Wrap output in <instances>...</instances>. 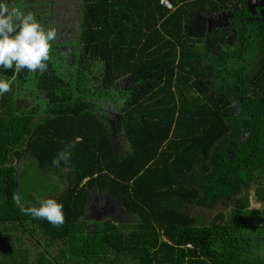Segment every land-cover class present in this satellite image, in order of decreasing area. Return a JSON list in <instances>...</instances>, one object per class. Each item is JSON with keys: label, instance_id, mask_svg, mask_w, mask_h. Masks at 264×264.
Masks as SVG:
<instances>
[{"label": "trees", "instance_id": "trees-1", "mask_svg": "<svg viewBox=\"0 0 264 264\" xmlns=\"http://www.w3.org/2000/svg\"><path fill=\"white\" fill-rule=\"evenodd\" d=\"M167 1L171 11L159 0H81L73 53L50 49L52 82L0 70L10 82L0 95V264H264L250 252L264 232V22L240 26L247 0ZM225 11L229 27L195 36V18ZM21 96L33 105L18 110ZM118 101L124 149L100 106ZM70 143V164L53 167ZM23 157L66 174L48 197L63 205L62 226L20 210L11 162ZM94 190L134 222L82 231Z\"/></svg>", "mask_w": 264, "mask_h": 264}, {"label": "rangeland", "instance_id": "rangeland-1", "mask_svg": "<svg viewBox=\"0 0 264 264\" xmlns=\"http://www.w3.org/2000/svg\"><path fill=\"white\" fill-rule=\"evenodd\" d=\"M17 6H22L26 11H30L35 14L36 18L45 26H51L55 28L57 32V38L51 43V47L55 56L65 57L73 53L75 43L78 39V23L81 0H21L15 1ZM254 3L250 5V9L254 11ZM229 13H218L209 20H198L195 18V34L199 37L202 30L209 32L213 29L221 27L222 24H226ZM226 25H231L230 23ZM234 39H231V43ZM54 45V46H52ZM233 45V44H232ZM231 45V46H232ZM44 74L49 82H52V73L49 70H45ZM32 77V76H30ZM45 78H43L44 80ZM95 87H98V82H95ZM129 85L128 82L123 80L117 81L116 90H123ZM40 98L49 101L50 91L42 89L40 91ZM33 99L25 98L24 96L18 97L17 109L22 110L33 105ZM102 110L104 114H101V109H97L99 114L102 115L104 122L110 133V137L116 146L126 148V141L123 137L121 119H122V104L118 101L114 104L106 102V105ZM99 106V107H100ZM242 140V139H241ZM11 165L16 168L17 178V202L18 204L25 205V203L31 201L37 203L38 200L45 199L51 196H57L66 188L67 178L66 174L62 171L59 174L48 172L43 174L38 170L36 163L28 158L23 157L20 162L12 161ZM89 205L86 208V215L82 218L85 225L82 231H88L89 233L96 232L94 222H99L102 219L110 218L115 223L131 224L134 222V218L121 211L111 200L108 195H101L99 191L94 190L89 194ZM255 205V204H254ZM251 204V207L257 208L258 206ZM197 209L194 213L197 216L203 215L207 220L212 217L216 210L202 211ZM250 252L253 258L264 259V232L259 235L252 236L250 239Z\"/></svg>", "mask_w": 264, "mask_h": 264}, {"label": "clouds", "instance_id": "clouds-1", "mask_svg": "<svg viewBox=\"0 0 264 264\" xmlns=\"http://www.w3.org/2000/svg\"><path fill=\"white\" fill-rule=\"evenodd\" d=\"M22 3V0H21ZM57 38L55 28L42 25L35 14L17 6L14 0H0V70L12 69L43 73L47 68L51 43ZM10 91V82L0 78V95ZM59 150L52 158L53 167L68 166L71 161L69 149ZM20 210L33 219L45 220L53 227L64 223L63 205L54 198L38 200Z\"/></svg>", "mask_w": 264, "mask_h": 264}, {"label": "flooded vegetation", "instance_id": "flooded-vegetation-1", "mask_svg": "<svg viewBox=\"0 0 264 264\" xmlns=\"http://www.w3.org/2000/svg\"><path fill=\"white\" fill-rule=\"evenodd\" d=\"M252 2L254 3V11L252 12L251 9H250V5L252 4ZM246 9L249 13V17L247 18V20H241L239 21L240 23V26L244 29L245 25L244 23L246 21H248L249 23H254V22H257V23H261V22H264V0H247L246 2ZM227 12V11H225ZM223 13V12H221ZM229 13V15L227 16L228 17V20H227V23H229V17L231 15H233V13L231 12H227ZM226 24H222L221 27L219 28H223V27H229V25H226ZM242 29V30H243ZM231 39H234V41L231 43ZM230 39V42H229V45H232V44H235L236 43V36L232 37Z\"/></svg>", "mask_w": 264, "mask_h": 264}, {"label": "built area", "instance_id": "built-area-1", "mask_svg": "<svg viewBox=\"0 0 264 264\" xmlns=\"http://www.w3.org/2000/svg\"><path fill=\"white\" fill-rule=\"evenodd\" d=\"M159 6L171 11L172 10V6L170 5V3L167 0H159Z\"/></svg>", "mask_w": 264, "mask_h": 264}, {"label": "crops", "instance_id": "crops-1", "mask_svg": "<svg viewBox=\"0 0 264 264\" xmlns=\"http://www.w3.org/2000/svg\"><path fill=\"white\" fill-rule=\"evenodd\" d=\"M33 243L31 242V240L30 239H27L25 236H24V245H26V246H29L30 248L32 247H34V249H35V246H33L32 245Z\"/></svg>", "mask_w": 264, "mask_h": 264}]
</instances>
